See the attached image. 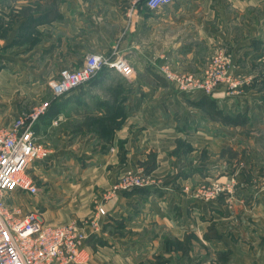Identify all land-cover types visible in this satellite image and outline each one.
Returning a JSON list of instances; mask_svg holds the SVG:
<instances>
[{"label": "crops", "instance_id": "0c3cea01", "mask_svg": "<svg viewBox=\"0 0 264 264\" xmlns=\"http://www.w3.org/2000/svg\"><path fill=\"white\" fill-rule=\"evenodd\" d=\"M261 1L172 0L150 10L142 1L130 8L127 0H0V128L50 101L34 125L48 154L28 172L41 185L29 197L14 193L23 209L62 224L102 206L87 264H264V232L253 235L236 224L243 215H263L256 210L264 191L250 184L264 176V102H236L226 85L211 95L182 92L162 73L165 66L199 74L223 49L230 74L248 85L264 57ZM111 50L128 59L131 80L105 69L53 97L60 69L79 67L86 53ZM178 141L191 149L173 152ZM227 146L233 152L220 156ZM129 170L147 173L151 182L108 195L116 176ZM201 180L228 186L201 200L190 191ZM188 233L185 255L159 243Z\"/></svg>", "mask_w": 264, "mask_h": 264}, {"label": "built area", "instance_id": "2783aa9c", "mask_svg": "<svg viewBox=\"0 0 264 264\" xmlns=\"http://www.w3.org/2000/svg\"><path fill=\"white\" fill-rule=\"evenodd\" d=\"M143 0H127L133 8ZM172 0H146L145 5L155 10ZM230 56L223 49L215 51L199 74L177 73L164 66V77L182 92L200 90L210 94L220 85L238 87L244 78L233 77L229 72ZM114 69L131 80L134 70L128 59L116 50L103 53H86L82 64L73 69L62 68L51 83L54 98L68 94L93 79L101 69ZM242 80V82H241ZM50 106L45 100L20 113L13 122L0 128V264H87L90 252L86 241L99 230L97 215L105 211L98 203L95 213L87 219L71 220L62 224L45 221L40 210H27L10 198L15 192L37 193L38 187L28 173L33 162L44 161L48 148L38 141L34 125ZM151 182L143 171H126L116 176L107 194L120 190L141 188ZM210 186L201 185L195 190L204 200L214 198L227 189L214 180ZM90 228L89 231L86 229Z\"/></svg>", "mask_w": 264, "mask_h": 264}, {"label": "rangeland", "instance_id": "374dc122", "mask_svg": "<svg viewBox=\"0 0 264 264\" xmlns=\"http://www.w3.org/2000/svg\"><path fill=\"white\" fill-rule=\"evenodd\" d=\"M262 2H264V0L263 1H261V2H259L258 4V11H257V16H258V23H259V38H261L262 40V44H263V55H264V3H262ZM210 59V58H209ZM206 65V64H205ZM102 70V69H101ZM264 71V57L261 59V60H259L258 61V67H257V75H261V73ZM98 73H100V72H98ZM98 73H97V75H98ZM96 75V76H97ZM256 75V76H257ZM95 76V77H96ZM254 77L255 76H253L252 77V79H251V81L249 82V84L247 85L246 83H244L243 82V84H242V87H245V88H250V87H252V89L250 90V91H245V92H241L242 90L241 89H239L240 88V86H238V87H228L227 85V87H228V89H227V91H225L226 93H228V95H235L236 97L234 98V101H236V102H239V100H244V99H257V97H258V99L259 100H261V101H263L264 102V84H262V83H260V84H254L253 86H249L250 85V83L252 84V80L254 79ZM120 78L122 79V76H120ZM119 78V79H120ZM118 81H120V80H118ZM123 81V80H122ZM90 82V81H89ZM241 82H242V80H241ZM221 86V85H220ZM218 88V87H217ZM216 88V89H217ZM216 89H214V91H216ZM214 91L212 92V93H214ZM212 93H210L209 95H211ZM240 97H241V99H240ZM252 101H254V100H252ZM72 127H73V125H72ZM44 143H45V141H43ZM53 142V141H52ZM43 143V144H44ZM45 145V144H44ZM179 147H183L186 151H189V149H191V145L190 144H187L186 142H182V141H178L177 142V145H176V147H175V149L173 150V152H176V151H178V149H179ZM233 152L232 151V148L231 147H229V146H227V147H225V148H223L222 150H220V156H222V152ZM200 157H203L202 155H200ZM242 162H240V164H239V167H238V169L240 170V173L242 174V175H244L243 173H242V171H243V167H242ZM28 172H29V170H28ZM160 175H158L157 176V182L159 181V180H161L160 178ZM261 178H258V179H255V178H253V179H251V184H250V186L251 187H253L255 190L257 189L258 191H260V192H262V191H264V176H260ZM152 179V178H151ZM37 182V185L39 186V185H41V183H40V179H38V180H36ZM162 181V180H161ZM211 183L212 182H209L208 183V180H201V181H198L197 183H195L194 184V186L193 187H191V189H190V191L192 192V195L195 197V198H198V199H201V200H204L201 196H197L196 194H195V190L199 187V186H201V185H208V186H210L211 185ZM217 183H219V182H217ZM219 184H223L224 186H228V184H227V182H225V184L224 183H219ZM229 185H231V183L229 184ZM189 191V192H190ZM191 192H190V194H191ZM259 192V193H260ZM221 193V192H220ZM219 193V194H220ZM218 194V195H219ZM217 195V196H218ZM263 195V194H262ZM25 196H30V194H28V193H24V197ZM217 196H215L214 198H210V199H215ZM256 196V195H255ZM11 198V200L12 201H16L17 200V203L18 204H20L21 205V207H22V200H20V199H16L15 198V196H14V194L13 195H11L10 196ZM228 197H230V196H228ZM21 199H23V197L21 198ZM210 199H208V200H210ZM252 202H254L253 201V199H250ZM256 204H257V202H256ZM231 206L229 207V208H232L234 205H235V202H234V204H230ZM259 206V207H258ZM258 206H256V209H257V207H258V210H256V211H261V213L263 212V215H264V201H262V202H260L259 201V205ZM242 212H244V213H251L250 212V210L248 211L247 209H244V208H242V210H241ZM263 215H261V214H257V213H254V214H252L251 216H250V218H249V216H246V215H243V218H240L241 220L238 222H236V224L237 223H239V224H241V226H246V231H248V232H251L253 235H255V233L256 232H258V233H263L264 232V219H262V216ZM261 217V218H260ZM237 226V225H236ZM258 226H261V228H258ZM247 227H248V229H247ZM238 230H239V228H238V226H237V228H236V231L238 232ZM190 235V236H189ZM238 235V234H237ZM252 235V236H253ZM256 236H257V234H256ZM190 237H192V235H191V233H188V235H184L183 236V238H181V239H178V238H176V237H168V238H164L163 236L161 237V239H159V243L160 244H162V245H166V244H169V246L170 247H173L174 249H176V253H179V254H181V255H185L186 254V250H185V248H186V246H185V244H189V242H190ZM170 238V239H169ZM239 238H241L240 236H239ZM193 240H194V242H197V240H199V238H198V236L197 235H195L194 234V236H193ZM256 240V239H255ZM255 240H254V242H255ZM189 241V242H188ZM187 242V243H186ZM237 242H240V240H237ZM243 242V241H242ZM250 242V241H249ZM261 242V241H260ZM259 242V243H260ZM262 242H263V240H262ZM258 243V242H257ZM247 244V243H246ZM172 248V249H173ZM176 253H175V255H176ZM174 255V256H175Z\"/></svg>", "mask_w": 264, "mask_h": 264}, {"label": "trees", "instance_id": "16d2710c", "mask_svg": "<svg viewBox=\"0 0 264 264\" xmlns=\"http://www.w3.org/2000/svg\"><path fill=\"white\" fill-rule=\"evenodd\" d=\"M142 3L143 4H145L146 3V0H143L142 1ZM105 69H107V68H103L101 71H99L100 73L101 72H103ZM95 78V77H94ZM93 78V79H94ZM92 80V79H91ZM89 83V82H88ZM260 84V83H262V84H264V71L261 73V75H257V76H255L254 77V79L252 80V84L250 83V86H253L254 84ZM135 189H137V188H135ZM135 189H131V190H125V191H133V190H135ZM95 236V234L94 235H91L88 239H87V241H86V246H87V244H88V242H89V240L92 238V237H94ZM96 237V236H95ZM99 242H100V240H99Z\"/></svg>", "mask_w": 264, "mask_h": 264}]
</instances>
